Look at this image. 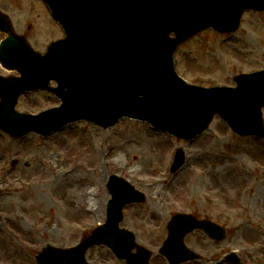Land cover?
<instances>
[{
	"label": "rangeland",
	"instance_id": "374dc122",
	"mask_svg": "<svg viewBox=\"0 0 264 264\" xmlns=\"http://www.w3.org/2000/svg\"><path fill=\"white\" fill-rule=\"evenodd\" d=\"M3 5L35 19L38 32L54 33L33 1L0 0ZM175 63L188 82L207 88L234 87L235 75L264 70V12H247L232 34H198L178 48ZM0 73L9 75L1 67ZM59 104L55 95L35 92L22 95L18 109L38 113ZM179 147L187 152V164L175 176L170 168ZM111 174L128 178L147 195L145 203L126 207L122 223L140 244L156 252L172 214L188 212L228 230L221 243L199 231L188 236L187 245L205 260L236 250L243 264H264V139L237 136L218 116L191 142L130 119L106 131L80 121L48 137L12 139L0 130V264H37L35 256L47 244H78L105 218L110 196L104 179ZM88 260L122 264L105 247L91 250ZM155 264L165 260L157 256Z\"/></svg>",
	"mask_w": 264,
	"mask_h": 264
},
{
	"label": "water",
	"instance_id": "95a60500",
	"mask_svg": "<svg viewBox=\"0 0 264 264\" xmlns=\"http://www.w3.org/2000/svg\"><path fill=\"white\" fill-rule=\"evenodd\" d=\"M44 1L65 29V38L45 55L12 33L0 47V62L22 75L0 77V128L12 136L31 130L47 134L79 119L108 128L127 116L192 139L219 114L236 133L264 137V71L236 78L238 88L203 89L179 78L173 62L180 43L207 28L235 30L245 10H264V0ZM52 79L59 83L52 89L63 102L59 108L39 115L16 110L22 92L51 90L48 83ZM184 160V152L179 150L172 170L177 171ZM111 184L108 224L76 248L47 247L37 257L40 264H88L86 252L94 245L108 246L130 264H148L150 252L138 247L130 232L119 228L123 207L145 197L117 176ZM195 226L213 228L195 223L175 232L170 222V236L162 252L171 261H180L172 258V237L183 245L184 234ZM217 236L223 238L224 234L218 232ZM134 248L138 255L132 254ZM189 257L191 254L184 256Z\"/></svg>",
	"mask_w": 264,
	"mask_h": 264
},
{
	"label": "flooded vegetation",
	"instance_id": "af4514ba",
	"mask_svg": "<svg viewBox=\"0 0 264 264\" xmlns=\"http://www.w3.org/2000/svg\"><path fill=\"white\" fill-rule=\"evenodd\" d=\"M21 23V21H19ZM24 23V22H23ZM33 29V26L32 24H29V30H32ZM31 36L33 37H37V32H36V29L34 28L33 29V33L31 34ZM197 218H201V217H197ZM198 253H200L199 251H197ZM201 254V253H200ZM228 256V252H225L224 254H222L221 256H218V259L216 261H212L213 263H216V264H229V263H226L225 262V258ZM156 262V258L153 259V264H155ZM211 262V263H212ZM199 264V263H204V264H208L209 262L207 260H205V258L202 257V259L200 260H197V261H194V262H191V264ZM165 264H168L167 261L165 260Z\"/></svg>",
	"mask_w": 264,
	"mask_h": 264
},
{
	"label": "bare ground",
	"instance_id": "6f19581e",
	"mask_svg": "<svg viewBox=\"0 0 264 264\" xmlns=\"http://www.w3.org/2000/svg\"><path fill=\"white\" fill-rule=\"evenodd\" d=\"M104 176H105V175H104ZM100 178H101V177H100ZM102 180H103V179H102ZM104 180H106V182H107V181H108V177H107V178L105 177V179H104Z\"/></svg>",
	"mask_w": 264,
	"mask_h": 264
}]
</instances>
